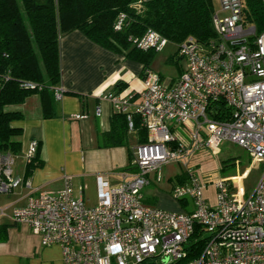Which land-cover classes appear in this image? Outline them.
I'll use <instances>...</instances> for the list:
<instances>
[{
    "label": "built area",
    "instance_id": "1",
    "mask_svg": "<svg viewBox=\"0 0 264 264\" xmlns=\"http://www.w3.org/2000/svg\"><path fill=\"white\" fill-rule=\"evenodd\" d=\"M134 7L140 11L142 0ZM126 19L120 15L117 31ZM213 24L215 41L202 45L189 37L178 45L176 55L187 67L170 83L150 68L140 91L99 94L116 113L126 114L129 133L137 132L139 116L148 142L135 148L136 171L125 173L120 184L98 178L97 204L90 206L75 195L68 174L59 191L34 188L15 173L17 155L0 152V194L23 186L29 190L27 204L12 209L13 221L27 225L45 247L59 246L64 264H159L164 258L167 264H264V33L246 22L243 0H220ZM131 41L156 53L171 44L153 29ZM220 102L225 112L214 111ZM101 112L97 107L96 115ZM181 126L189 131L187 142L178 133ZM227 143L245 149L262 169L244 202L234 199L232 178L208 182L192 165L198 154L217 156ZM38 150L39 143L32 141L26 161ZM170 167H181L188 176L170 194L177 201L191 200V212L145 202L146 189L163 186ZM6 214L0 208V215ZM197 242L203 243L199 252Z\"/></svg>",
    "mask_w": 264,
    "mask_h": 264
},
{
    "label": "crops",
    "instance_id": "2",
    "mask_svg": "<svg viewBox=\"0 0 264 264\" xmlns=\"http://www.w3.org/2000/svg\"><path fill=\"white\" fill-rule=\"evenodd\" d=\"M60 59L59 97L56 93L46 113L39 95L29 97L21 105L8 107V110L19 111L24 115V119L14 125L23 129L22 148L16 154L22 155L23 165L16 164L15 173L42 192L61 190L64 186L63 176L71 175L75 195L93 206L98 201V178L103 177L111 185L120 184L125 173L136 171L135 168L134 171L130 169V153L134 156L135 148L141 145L136 132L129 133L126 146H101L99 136L111 131L116 112L113 104L99 98V94L140 91L143 88L144 67L124 55L102 48L80 31L61 38ZM152 65L151 69L154 70ZM186 67L187 64L167 83L178 78ZM159 75L164 80L162 74ZM137 101H140L139 96L136 97ZM97 107L102 110L100 116L96 115ZM78 115L86 117L77 118ZM185 132L186 139L178 133L187 142L189 131ZM32 141L39 143V155L44 165L30 173L29 162L24 156ZM173 169H177L178 173L167 174ZM183 175L185 172L181 167L168 168L163 186L146 189L145 202L169 211L191 212V200L177 201L170 194L173 185L182 183L180 180ZM212 189L209 188L208 195L214 201ZM28 195L29 190L25 186L11 194H0V208L7 209L6 215H0V264H64L59 246L45 247L41 237L27 225L13 221L12 209L25 206Z\"/></svg>",
    "mask_w": 264,
    "mask_h": 264
},
{
    "label": "trees",
    "instance_id": "3",
    "mask_svg": "<svg viewBox=\"0 0 264 264\" xmlns=\"http://www.w3.org/2000/svg\"><path fill=\"white\" fill-rule=\"evenodd\" d=\"M139 1L0 0V152L18 154L22 148L23 129L14 125L22 121L24 115L8 107L21 105L29 97L39 95L46 113L55 100L61 83L62 37L80 31L102 48L142 64L143 76L157 53L136 48L131 39L142 37L147 30L157 31L174 45H180L189 37L202 45L217 39L213 24L217 10L214 0H142V9L138 11L134 6ZM243 4L246 22L255 25L258 34H263L262 0H243ZM122 14L127 17L126 24L122 31H117L115 25ZM180 60L176 54L171 57L176 63ZM226 110L222 102L214 109ZM215 117L219 118L218 113ZM135 123L140 144H146L148 131L137 115ZM128 135L126 114L116 113L111 131L101 134L99 141L108 148L126 146ZM133 158L130 153L132 171ZM43 165L38 150L28 164V171L32 173ZM228 169L225 165L222 173ZM187 180L185 174L180 181ZM197 243L199 252L203 243Z\"/></svg>",
    "mask_w": 264,
    "mask_h": 264
},
{
    "label": "rangeland",
    "instance_id": "4",
    "mask_svg": "<svg viewBox=\"0 0 264 264\" xmlns=\"http://www.w3.org/2000/svg\"><path fill=\"white\" fill-rule=\"evenodd\" d=\"M214 3L216 9L220 10V0H214ZM176 46H178V44H169L164 52L157 53L154 58L152 67L154 71L162 74L165 83L172 77L177 76L179 71L186 66L184 60H180L178 63L171 61V57L176 54ZM186 128H188V126H186ZM177 130L180 135L186 139L187 133L185 132V127H178ZM17 164L18 166L23 165V158L20 154L17 156ZM192 165L196 169L197 174L209 182L215 181L221 176L232 178V195L234 199L239 202H244L252 193L262 173L261 166L255 164L253 158L245 149L238 145L228 143L222 146L221 152L217 156L207 155L204 152L198 154L192 161ZM225 165L229 168L228 172L222 173ZM18 166H15V170H17ZM176 173H178L177 169L167 172L169 175H174ZM158 263L167 264L168 259L164 258L158 261Z\"/></svg>",
    "mask_w": 264,
    "mask_h": 264
}]
</instances>
